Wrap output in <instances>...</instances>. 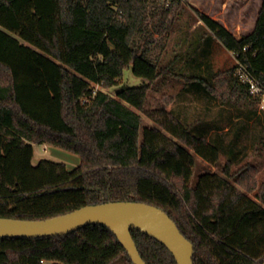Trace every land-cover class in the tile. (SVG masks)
<instances>
[{"label":"trees","instance_id":"16d2710c","mask_svg":"<svg viewBox=\"0 0 264 264\" xmlns=\"http://www.w3.org/2000/svg\"><path fill=\"white\" fill-rule=\"evenodd\" d=\"M159 1L165 25L179 0ZM149 3L0 0V218L45 220L88 205L146 203L165 211L191 241L194 264H264V181H257V168L234 174L230 160L223 175L197 172V156L218 166V144L165 108L147 112L158 127L145 126L132 109L144 110L152 86L177 67L160 66L134 46L147 29ZM196 13L206 30L201 42H220L264 85V0L254 31L243 36ZM194 54L185 55L189 62ZM236 67L187 79L223 105L258 103ZM127 69L144 83L113 96L108 91ZM35 144L75 154L80 163L35 165ZM258 186L253 199L248 192ZM131 233L147 264H178L157 239L136 228ZM119 260L134 264L103 224L54 237L0 238V264Z\"/></svg>","mask_w":264,"mask_h":264},{"label":"rangeland","instance_id":"374dc122","mask_svg":"<svg viewBox=\"0 0 264 264\" xmlns=\"http://www.w3.org/2000/svg\"><path fill=\"white\" fill-rule=\"evenodd\" d=\"M192 1L179 0V4L173 7L164 25L162 3L159 0H150L147 29L144 34L136 38L134 46L144 51L160 66L164 67L176 61L177 67L166 76L160 77L152 86L144 110L134 107L132 109L142 116L145 126L158 127L147 112L165 108L177 115L185 125L190 126L195 134L203 132L209 140L218 144L221 149L218 166L210 165L197 156V172L223 175V167L231 160L234 174L249 165H254L258 170L257 181L260 184L264 181V111L260 109L259 102L248 103L242 108L223 105L201 84L187 79L191 75L211 78L216 72L237 64L234 56L229 54L217 40L209 39V41L201 42V36L206 30L203 21L196 13L198 9ZM257 1L251 0L252 8H256ZM212 3L214 7H219L221 0H213ZM201 11L205 13L204 10ZM193 51H195L196 61L189 62L185 55ZM176 55L184 56L177 61ZM118 83L108 91L113 96H116L120 88L140 86L144 81L135 76L131 69H127ZM96 88L99 90L101 86L98 85ZM252 109L257 112L253 113ZM34 151L35 165L42 159L64 162L70 169L79 165V159L75 154L60 148L35 144ZM230 181L234 183L235 179L231 178ZM238 188L245 191L243 187L238 186ZM259 190L260 186L255 191L248 192V195L256 199L255 196ZM113 264H124V262L119 260Z\"/></svg>","mask_w":264,"mask_h":264},{"label":"water","instance_id":"95a60500","mask_svg":"<svg viewBox=\"0 0 264 264\" xmlns=\"http://www.w3.org/2000/svg\"><path fill=\"white\" fill-rule=\"evenodd\" d=\"M92 224L109 227L134 264H147L131 230L136 228L163 243L178 264H194V246L162 209L139 202L117 201L88 205L45 220L0 218V238H43L65 235Z\"/></svg>","mask_w":264,"mask_h":264},{"label":"crops","instance_id":"0c3cea01","mask_svg":"<svg viewBox=\"0 0 264 264\" xmlns=\"http://www.w3.org/2000/svg\"><path fill=\"white\" fill-rule=\"evenodd\" d=\"M192 2L199 11L204 10L206 15L219 21L237 36L248 35L254 31L263 4V0H258L254 9L250 4L251 0H221L219 7H214L213 0H193ZM228 52L233 56L230 51ZM44 145L51 147L48 144ZM75 156L80 163V158Z\"/></svg>","mask_w":264,"mask_h":264},{"label":"built area","instance_id":"2783aa9c","mask_svg":"<svg viewBox=\"0 0 264 264\" xmlns=\"http://www.w3.org/2000/svg\"><path fill=\"white\" fill-rule=\"evenodd\" d=\"M236 75L240 81L247 84L250 95L259 100L260 109L264 111V85L248 70V68L237 61Z\"/></svg>","mask_w":264,"mask_h":264}]
</instances>
